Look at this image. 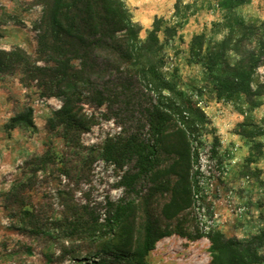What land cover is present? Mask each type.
Wrapping results in <instances>:
<instances>
[{"label":"rangeland","instance_id":"1","mask_svg":"<svg viewBox=\"0 0 264 264\" xmlns=\"http://www.w3.org/2000/svg\"><path fill=\"white\" fill-rule=\"evenodd\" d=\"M48 0H0V49L20 47L32 57L36 52L37 26ZM144 39L155 18L162 20L159 40L165 58L164 72L177 69L182 90L192 93L217 136L220 147L212 158L210 147L199 152L197 168L204 200L194 204L170 222L172 229L197 236L210 229L226 237L242 239L264 231V135L246 136L247 130L264 131V94L237 95L232 101L218 100L207 73L189 56L190 44L201 36L205 45L224 38L232 44L226 51L231 66L240 57L234 43L242 38L238 23L257 26L256 40H264V0H246L226 10L219 0H124ZM165 29L170 31L165 34ZM232 34V35H231ZM243 50L252 51L244 41ZM241 45V46H242ZM19 75L0 76V264H78L87 258L90 242L68 243L61 222L74 206L87 207L103 223L107 202L133 196L119 186L123 171L104 163L98 155L103 142L123 133L139 132L143 121L137 106L124 109L83 105L90 123L79 136L76 151L52 132L47 120L60 109L55 98H42L35 82L23 87ZM253 92L264 90V55L250 85ZM138 104L148 97L136 93ZM27 108L33 111L32 128L9 129V121ZM144 183L139 191L146 193ZM38 215L39 226H25L23 214L6 204L11 193ZM166 196H158L153 210L160 214ZM76 252L77 260H72ZM264 253V250H263ZM89 261V260H88ZM148 264H209L206 238L189 240L178 235L160 240L147 258Z\"/></svg>","mask_w":264,"mask_h":264},{"label":"trees","instance_id":"2","mask_svg":"<svg viewBox=\"0 0 264 264\" xmlns=\"http://www.w3.org/2000/svg\"><path fill=\"white\" fill-rule=\"evenodd\" d=\"M219 1L231 11L246 0ZM161 22L155 18L141 39V27L124 0H48L37 26L35 56L20 47L0 49V76L18 74L23 87L35 82L42 98L60 100L61 107L52 112L47 126L71 150H77L79 136L90 126L82 114L83 105L119 104L126 110L137 106L146 129L143 135L108 138L97 154L120 171L127 168L119 186L133 197L107 202L103 223L85 206L70 208L61 222L63 240L90 242L86 255L92 259H80L78 264H148L155 245L172 235L206 238L209 264H264V231L242 239L226 237L216 229L189 236L163 224L177 219L195 199L204 200L199 152L209 146L214 158L220 143L194 95L182 90L177 69L164 72ZM235 29L231 33L242 38L234 43L240 57L234 66L226 58V51L233 47L230 39L205 45L196 36L189 48V56L207 73L218 100L264 94L263 87L257 92L250 87L264 55V40H256L259 28L238 23ZM166 33L170 31L165 29ZM243 41L254 49L243 50ZM137 92L148 97L146 106L138 104ZM32 118L33 111L27 108L10 119L9 129L32 128ZM257 134L264 131L249 129L246 136ZM142 183L147 187L145 194L139 191ZM158 196H166L159 215L152 208ZM6 204L23 214L25 226H39L38 215L20 194L11 192ZM72 253L76 261V252Z\"/></svg>","mask_w":264,"mask_h":264}]
</instances>
